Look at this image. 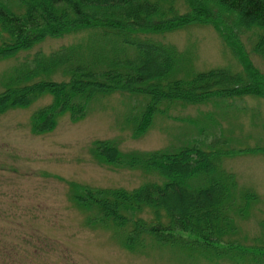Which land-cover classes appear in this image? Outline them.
<instances>
[{
    "label": "trees",
    "instance_id": "16d2710c",
    "mask_svg": "<svg viewBox=\"0 0 264 264\" xmlns=\"http://www.w3.org/2000/svg\"><path fill=\"white\" fill-rule=\"evenodd\" d=\"M3 1L2 58L31 49L48 38L94 32V41L89 44L71 45L48 55L36 53L30 64L15 70L0 94V114L27 107L45 94L52 98L49 105L32 115L35 135L53 131L64 115L78 121L92 99L115 92L147 100L140 115L130 119L134 136L146 132L160 106L196 105L244 96L264 99V77L239 41L242 32H253L252 51L264 60V0H185L189 13L170 16L166 14L173 8L164 11L151 0H16L20 14L8 11ZM192 24L210 25L232 50L241 72L215 69L193 73L187 79L173 78L180 61L177 51L139 39ZM58 76L61 79L56 80ZM221 141L226 144L219 138ZM243 152L264 155V148ZM236 153L241 151L219 149L207 153L182 148L176 153L124 155L114 143L98 141L95 154L103 164L137 168L161 180L132 191L82 186L79 201L84 207H95L100 222L123 232L127 251L141 247L148 238L159 245L207 252L218 258L230 254L240 261L249 255L263 257L264 249L255 253L224 242L236 232L231 211L235 208L244 213L256 199L248 191L238 194L235 177L220 167L221 157ZM239 198L243 199L241 207L235 205ZM145 209L152 212V220L139 216Z\"/></svg>",
    "mask_w": 264,
    "mask_h": 264
},
{
    "label": "rangeland",
    "instance_id": "374dc122",
    "mask_svg": "<svg viewBox=\"0 0 264 264\" xmlns=\"http://www.w3.org/2000/svg\"><path fill=\"white\" fill-rule=\"evenodd\" d=\"M151 1H157L164 11L173 8L166 16L189 13L185 0ZM3 3L8 11L22 13L16 0ZM92 34L89 31L48 38L11 57H0V94L15 70L30 64L36 53L48 55L71 45L89 44L94 41ZM253 35L244 31L239 41L264 77V60L252 51ZM139 39L177 51L180 61L173 78L187 79L193 73L215 69L232 74L242 70L230 47L210 25L192 24ZM51 101L45 94L27 107L0 114V264H264V254L245 256L241 261L233 254L226 256L230 259L218 258L207 252L159 245L148 238L141 247L127 251L123 232L100 222L96 208L84 207L79 201L82 186L132 191L161 180L137 168L103 164L95 154L98 141L114 143L124 155L176 153L182 148L207 153L219 149L241 151L221 157L220 167L235 177L238 194L248 191L256 199L244 213L235 208L231 211L236 232L224 242L253 249L255 253L263 250L264 155L243 152L264 148L263 98L244 96L196 105L160 106L146 132L134 136L130 119L140 115L147 100L144 96L115 92L92 99L85 116L78 121L64 115L53 131L33 134L32 115ZM242 201L237 199L235 205L241 207ZM139 216L153 218L146 209Z\"/></svg>",
    "mask_w": 264,
    "mask_h": 264
}]
</instances>
